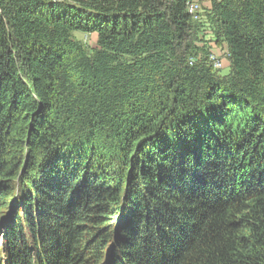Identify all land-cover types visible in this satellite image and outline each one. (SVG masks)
<instances>
[{"label": "trees", "instance_id": "trees-1", "mask_svg": "<svg viewBox=\"0 0 264 264\" xmlns=\"http://www.w3.org/2000/svg\"><path fill=\"white\" fill-rule=\"evenodd\" d=\"M209 1L226 75L191 0H0V264H264V0Z\"/></svg>", "mask_w": 264, "mask_h": 264}, {"label": "rangeland", "instance_id": "rangeland-1", "mask_svg": "<svg viewBox=\"0 0 264 264\" xmlns=\"http://www.w3.org/2000/svg\"><path fill=\"white\" fill-rule=\"evenodd\" d=\"M192 2L197 3L200 6V10L195 15V20L197 22H203L202 32L198 35L199 39L197 46L199 48V58L206 53L209 56V59L217 58V61L223 63V67L216 70H221L223 75H226L230 72L229 67V55L226 44L213 33L214 24L209 18V9L211 7L209 0H191ZM208 17V18H207ZM76 39L80 40L88 50L93 51L97 48V35L96 34H84L76 33ZM205 51V52H203ZM215 62V61H214Z\"/></svg>", "mask_w": 264, "mask_h": 264}, {"label": "built area", "instance_id": "built-area-1", "mask_svg": "<svg viewBox=\"0 0 264 264\" xmlns=\"http://www.w3.org/2000/svg\"><path fill=\"white\" fill-rule=\"evenodd\" d=\"M200 10V6L197 4V3H195V2H190V12H191V14H193L194 15V17H195V15L197 14V12ZM195 19V18H194ZM215 61V62H214ZM209 63L213 66H215L217 69H219V68H222L223 67V63L222 62H220V61H217V58L215 59V58H210L209 59ZM213 66V67H214ZM214 67V68H215ZM215 68V69H216Z\"/></svg>", "mask_w": 264, "mask_h": 264}]
</instances>
